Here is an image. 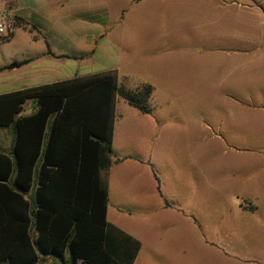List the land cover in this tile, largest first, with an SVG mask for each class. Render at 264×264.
Returning <instances> with one entry per match:
<instances>
[{"label": "crops", "instance_id": "crops-1", "mask_svg": "<svg viewBox=\"0 0 264 264\" xmlns=\"http://www.w3.org/2000/svg\"><path fill=\"white\" fill-rule=\"evenodd\" d=\"M0 22L44 47L5 58L0 96L109 72L127 90L200 95L205 120L170 124L116 99L112 153L136 152L111 158L106 221L140 243L133 264H200L217 251L205 240L214 226L212 237L234 236L242 206H264V154L222 151L211 162L207 120L222 142L264 143V0H0ZM90 62L103 65L80 74ZM34 111L26 102L17 118ZM13 144V128H0V150Z\"/></svg>", "mask_w": 264, "mask_h": 264}, {"label": "trees", "instance_id": "trees-1", "mask_svg": "<svg viewBox=\"0 0 264 264\" xmlns=\"http://www.w3.org/2000/svg\"><path fill=\"white\" fill-rule=\"evenodd\" d=\"M151 92L109 72L0 96V128L14 132L0 150V264H133L140 243L107 223L105 178L116 99L148 114Z\"/></svg>", "mask_w": 264, "mask_h": 264}, {"label": "rangeland", "instance_id": "rangeland-1", "mask_svg": "<svg viewBox=\"0 0 264 264\" xmlns=\"http://www.w3.org/2000/svg\"><path fill=\"white\" fill-rule=\"evenodd\" d=\"M4 39L0 42V65L9 66L5 58L19 57L21 52H31L32 55L40 54L44 47L42 44H34L32 46H25V41H22L17 34L16 38H11L7 33H4ZM1 36V35H0ZM9 42L8 44H5ZM117 50L120 47H116ZM98 65V66H96ZM102 62H90L88 69L83 70L80 74H87L89 72L99 71V67H102ZM123 84V80H120ZM144 85V84H143ZM142 86V85H141ZM121 105L128 107L127 104L121 101ZM148 107L152 117L159 118L166 123H173L176 120L194 119L200 120L206 119V115L200 109V95L195 92L185 91L178 87L177 91L169 94H156L152 95L148 101ZM202 113V114H201ZM209 121V141L208 146L211 150H214V159L210 158L211 162H216L220 157L222 151L230 154L233 151H240L241 155H257L264 154V143L254 141H236L222 142L218 140L217 120L215 118L207 119ZM119 123V122H118ZM152 148V145L147 142L145 145ZM119 147V146H118ZM115 147L113 151L114 158L120 156V154H133L135 150H124ZM138 151V150H137ZM258 157V160L263 163V160ZM243 209H248V214H241L239 220H235L233 225L235 226L234 236L212 237L216 231L214 226L208 232L206 236L209 241L210 249L217 250L209 252L205 255L203 251L200 256V264H220L222 258L225 259L226 264H264V206H242ZM215 224V223H214ZM213 230V231H212ZM231 232H226L230 234ZM219 234H222L220 232ZM196 261V259H194Z\"/></svg>", "mask_w": 264, "mask_h": 264}, {"label": "built area", "instance_id": "built-area-1", "mask_svg": "<svg viewBox=\"0 0 264 264\" xmlns=\"http://www.w3.org/2000/svg\"><path fill=\"white\" fill-rule=\"evenodd\" d=\"M5 33V26L3 23L0 22V35H3Z\"/></svg>", "mask_w": 264, "mask_h": 264}]
</instances>
